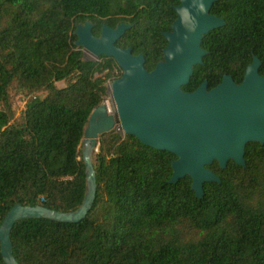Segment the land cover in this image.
<instances>
[{"label": "trees", "instance_id": "trees-1", "mask_svg": "<svg viewBox=\"0 0 264 264\" xmlns=\"http://www.w3.org/2000/svg\"><path fill=\"white\" fill-rule=\"evenodd\" d=\"M180 0H0V225L16 204L77 210L86 195L81 145L92 111L123 70L113 57L86 60L79 25L129 28L116 46L164 60L165 32ZM224 25L201 41L187 92L224 75L241 83L257 57L264 75V0H216ZM58 81L65 86L59 87ZM45 92L44 96L40 93ZM25 100L17 111L15 97ZM177 156L111 130L98 140L95 199L79 222L24 218L10 233L19 264H264V143L249 142L245 166L207 167L220 182L171 183ZM0 264H6L1 252Z\"/></svg>", "mask_w": 264, "mask_h": 264}, {"label": "water", "instance_id": "water-1", "mask_svg": "<svg viewBox=\"0 0 264 264\" xmlns=\"http://www.w3.org/2000/svg\"><path fill=\"white\" fill-rule=\"evenodd\" d=\"M214 1L180 0L172 29L164 33V60L151 71L145 68L142 54L134 55L131 48L115 45L129 24L115 28L104 25L99 37L91 33L89 22L77 27L79 47L96 56L113 57L123 70L121 77L111 84L114 111L109 112L103 103L89 117L82 140L87 189L77 210L65 213L42 205L16 204L7 213L0 225L1 252L6 264H19L10 238L17 221L43 217L79 222L86 217L96 190L93 151L100 136L116 126L145 145L174 153L177 159L172 163L170 182L190 176L198 197L204 195L205 182H220L208 165L217 161L221 168H226L233 160L245 166L246 145L264 143V75L258 72L261 62L257 57L247 67L241 83L224 75L211 89L206 81L192 92L182 89L193 75L194 66L203 62L204 35L224 25V19L210 13Z\"/></svg>", "mask_w": 264, "mask_h": 264}, {"label": "rangeland", "instance_id": "rangeland-1", "mask_svg": "<svg viewBox=\"0 0 264 264\" xmlns=\"http://www.w3.org/2000/svg\"><path fill=\"white\" fill-rule=\"evenodd\" d=\"M83 25V24H82ZM82 51H83V56L86 60H99V57L100 56H96L92 51L88 50V49H84L83 47H81ZM113 81H107V88H108V97L107 99L104 101V103L106 102H109L110 101V104L113 105L112 103V100H111V84H112ZM57 85L59 87H64L65 86V82L64 81H58L57 82ZM41 96H44L45 95V92H42L40 93ZM15 102H16V106H17V111L18 113H20L22 110H24L25 108V100L22 98V97H15ZM109 104V105H110ZM114 107V106H113ZM113 130H115L116 133L118 134H121V135H124V131L119 127V126H116ZM82 149H83V145H81V152H82ZM98 151V146L96 147V149L93 151V157H94V154ZM93 159V158H92Z\"/></svg>", "mask_w": 264, "mask_h": 264}, {"label": "bare ground", "instance_id": "bare-ground-1", "mask_svg": "<svg viewBox=\"0 0 264 264\" xmlns=\"http://www.w3.org/2000/svg\"><path fill=\"white\" fill-rule=\"evenodd\" d=\"M110 104V101L109 102H106L105 105L107 106V109L109 112H113L114 111V107L113 105H109Z\"/></svg>", "mask_w": 264, "mask_h": 264}, {"label": "flooded vegetation", "instance_id": "flooded-vegetation-1", "mask_svg": "<svg viewBox=\"0 0 264 264\" xmlns=\"http://www.w3.org/2000/svg\"><path fill=\"white\" fill-rule=\"evenodd\" d=\"M90 23V22H89ZM94 24H92L91 23V33L95 36V37H99L100 35H101V30H102V27L104 26V25H102V27H101V30H100V33L98 34V35H96V34H94L93 32H92V30L94 29ZM107 26V25H106ZM117 42V41H116ZM115 45H116V43H115Z\"/></svg>", "mask_w": 264, "mask_h": 264}]
</instances>
